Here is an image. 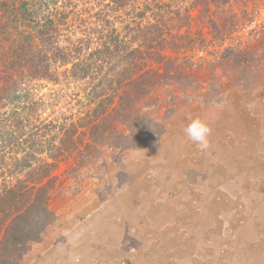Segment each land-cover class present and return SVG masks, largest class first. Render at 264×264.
Wrapping results in <instances>:
<instances>
[{
  "label": "trees",
  "instance_id": "16d2710c",
  "mask_svg": "<svg viewBox=\"0 0 264 264\" xmlns=\"http://www.w3.org/2000/svg\"><path fill=\"white\" fill-rule=\"evenodd\" d=\"M263 11L264 0H0V264H21L57 222L65 159L157 144V93L190 99L205 68L212 84L219 71L255 88ZM57 100L79 108L57 113Z\"/></svg>",
  "mask_w": 264,
  "mask_h": 264
},
{
  "label": "rangeland",
  "instance_id": "374dc122",
  "mask_svg": "<svg viewBox=\"0 0 264 264\" xmlns=\"http://www.w3.org/2000/svg\"><path fill=\"white\" fill-rule=\"evenodd\" d=\"M217 73L212 84L205 68L190 99L156 94L157 144L65 159L57 222L21 264H264V69L250 90ZM189 117L209 125L207 148L184 135Z\"/></svg>",
  "mask_w": 264,
  "mask_h": 264
},
{
  "label": "clouds",
  "instance_id": "9594fccd",
  "mask_svg": "<svg viewBox=\"0 0 264 264\" xmlns=\"http://www.w3.org/2000/svg\"><path fill=\"white\" fill-rule=\"evenodd\" d=\"M184 135L192 143L198 145L201 148L208 147V138L210 136L211 129L207 122L199 117H189V122L184 128Z\"/></svg>",
  "mask_w": 264,
  "mask_h": 264
},
{
  "label": "crops",
  "instance_id": "0c3cea01",
  "mask_svg": "<svg viewBox=\"0 0 264 264\" xmlns=\"http://www.w3.org/2000/svg\"><path fill=\"white\" fill-rule=\"evenodd\" d=\"M58 261H60V260H58ZM61 262H63V261H61Z\"/></svg>",
  "mask_w": 264,
  "mask_h": 264
}]
</instances>
